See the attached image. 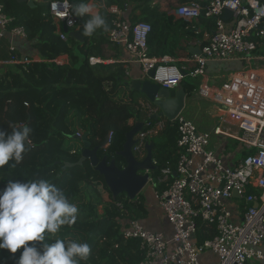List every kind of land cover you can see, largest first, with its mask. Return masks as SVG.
I'll return each mask as SVG.
<instances>
[{
  "label": "built area",
  "instance_id": "2783aa9c",
  "mask_svg": "<svg viewBox=\"0 0 264 264\" xmlns=\"http://www.w3.org/2000/svg\"><path fill=\"white\" fill-rule=\"evenodd\" d=\"M91 5L94 10L104 9L114 17L107 40L129 55V61L123 63L128 82L130 66L136 63L141 69V79H147V73L153 70L151 82L161 88L171 90L181 85L184 68L150 55L149 23L126 21L127 6L105 7L99 0ZM225 11L231 14L227 20L223 18ZM48 12L60 23L58 34L66 41L63 28L73 31L76 24L71 0L50 1ZM171 15L191 24L201 18L214 21L213 31L205 29L200 33V53L192 57L194 67L187 72L190 78L204 77L209 61L235 60L253 67L234 73L217 88L199 86L197 95L218 106L217 125L210 133L199 131L181 113L168 121L158 116L160 111L153 103L137 101L136 108L147 116L132 147L138 161L144 158V147L154 136L169 124L176 125L175 170L164 168L158 176L150 175L148 179L171 233L167 238L163 233L147 230L139 220L128 218L122 205L116 203L122 217L128 218L119 221L122 237L140 242L145 255L139 264H204L200 258L206 253L216 256L213 264L264 262V251L259 249L264 243V0L190 1L179 3ZM13 21L0 2V39L8 34L11 38L27 40L24 28L12 26ZM192 28L198 30L195 25ZM9 56L11 64L29 63L20 60L13 48ZM55 62L65 63L61 58ZM111 63L89 58L91 66ZM212 136L236 143L246 154L237 165H227L211 147ZM111 139L112 133H109L105 148ZM158 185L165 189L158 192ZM230 205L236 206L238 220L233 218L235 209ZM197 221L214 229L213 236L202 243L196 239Z\"/></svg>",
  "mask_w": 264,
  "mask_h": 264
},
{
  "label": "trees",
  "instance_id": "16d2710c",
  "mask_svg": "<svg viewBox=\"0 0 264 264\" xmlns=\"http://www.w3.org/2000/svg\"><path fill=\"white\" fill-rule=\"evenodd\" d=\"M48 1L42 0L30 8L15 0H0L5 14L14 20L11 25L24 28L27 40L34 42L33 48L40 58L39 62L0 67V130L11 133L13 126L31 129V144L23 154V160L18 164L10 160L0 167V190L10 180H48L65 193L70 203L77 206L78 214L73 225L62 226L50 237L46 233L49 238L46 242L52 243L59 238L88 243L91 253L86 261L81 260L79 264H139L144 260V250L138 240L123 239L119 221L126 218L122 217V211L115 204L122 205L128 218L140 220L146 212L143 196L139 194L134 200H128L122 194L113 200L102 177L88 162L75 168L64 166L79 161L81 137L85 136L91 149L100 147L97 151L99 159L107 157L108 161L114 160L115 165L122 168L124 164L118 152L122 150L126 134L136 122L147 120L146 114L136 108L137 99L126 100L122 92L138 96L142 94L128 89L123 63L89 64L91 57L104 59L103 47L110 45L107 33L112 28L114 17L111 14L104 9L99 11L106 20L108 31L97 29L90 37L82 34L83 25L90 15L76 16L72 30L78 29L84 42L80 44L61 30L67 37L63 41L58 34L60 23L49 15ZM86 1L71 0V3L73 6ZM99 1H103L105 7L117 5L122 8L124 3H133L136 9H140L142 17L138 21L151 25L147 45L150 55L154 57L170 55L161 44L168 36H165V25L170 30L175 25L176 28L193 32L194 24L160 14L157 7L150 6L152 0ZM177 1L187 3L197 0ZM129 19L133 20L132 15H129ZM199 24L209 31L214 29L213 20L201 18ZM63 57L67 60L65 63L55 62ZM187 78L182 79L181 85L190 95L194 85ZM149 119L153 120L152 117ZM77 133L80 137H77ZM109 133H112V139L105 148ZM176 141L174 123L150 140L153 144L152 159L157 167L151 177L158 176L164 168L175 170L178 159ZM75 169H80V174L66 178ZM164 189L163 185L156 187L158 192ZM213 233L212 227L197 221L198 243L211 238ZM28 243L40 247V242ZM22 250L18 249L15 254L6 249L0 250V264H17Z\"/></svg>",
  "mask_w": 264,
  "mask_h": 264
},
{
  "label": "clouds",
  "instance_id": "9594fccd",
  "mask_svg": "<svg viewBox=\"0 0 264 264\" xmlns=\"http://www.w3.org/2000/svg\"><path fill=\"white\" fill-rule=\"evenodd\" d=\"M73 14L77 17L90 15L83 25L85 37L92 36L97 29L108 31L105 18L99 11H93L89 3L73 5ZM30 132L27 126H13L11 133L0 130V167L10 160L17 164L23 160V154L31 144ZM77 214V206L48 180H10L0 190V250L15 254L22 248L17 264H79L81 260L86 261L91 253L86 242L59 238L52 243L46 242L62 226L73 225ZM33 241L40 242V247L28 243Z\"/></svg>",
  "mask_w": 264,
  "mask_h": 264
},
{
  "label": "crops",
  "instance_id": "0c3cea01",
  "mask_svg": "<svg viewBox=\"0 0 264 264\" xmlns=\"http://www.w3.org/2000/svg\"><path fill=\"white\" fill-rule=\"evenodd\" d=\"M52 1L49 0L48 3ZM171 1H177V0H171ZM42 2V0H34V5L37 6ZM93 2V3H91ZM96 1L87 0L86 3L94 4ZM178 2V1H177ZM117 6V5H113ZM124 6L128 8L126 14L124 15V19L128 21L129 15H132V19H129L131 23H134L139 20L141 15L140 9H136L135 4L133 3H124ZM150 6H155L158 9V12L160 14H164L166 16H172L171 15V8L170 5L164 3V0H152V3ZM119 9H122L121 7L117 6ZM93 11H96L93 9ZM128 18V19H127ZM191 24V23H189ZM198 30H193V32L189 33L186 29L182 28H176L175 25L170 27L165 25L164 32L165 36H167L164 41H162V47L166 49L167 52L170 53V55H165L163 57H157L160 59H164V61L169 63H175L180 68H184L186 75L187 72L190 71L194 64L191 61L193 56H197L198 53L193 48H198L199 41L201 40V32L205 30L203 26H201L198 23H194ZM34 42L28 41V40H21L19 38H11L10 35L6 34L3 38L0 39V67L7 66L9 63V54L11 48L14 49L15 55L20 60H27L28 62H39L40 58L37 54L36 50L33 48ZM199 49V48H198ZM103 57L105 61H111L113 63L121 62L124 63L126 61H129L130 57L127 53L123 52L121 48L113 45H107L103 47ZM62 61L66 62V58H61ZM8 61V62H7ZM236 63H238L235 60L231 61H209L206 65L205 75L204 77L199 78H189L191 81V84L194 85V90L190 95H188L185 92V86L182 84L180 85L181 89L184 90L186 93V98L184 100V106L181 110V114L184 111H190V116L185 117L186 119L192 121L199 131L201 132H212L214 127L217 125V116H218V106L214 104L213 102L200 98L198 94V88L199 86L203 85L208 88H217L222 83H224L228 78H230L234 73H237L239 71H236ZM130 71V79L131 80H138L141 79V69L138 64L132 63ZM241 71V70H240ZM187 78V79H188ZM129 83V82H128ZM129 86V85H128ZM129 89V87H128ZM123 96H125V99H137V101L140 100H146V98L143 95H131L127 91L122 92ZM121 95V94H120ZM162 119H165L164 117H161ZM132 123V121H130ZM211 147L215 148V151L217 155L221 156L224 160V162L229 165H237L238 162L241 161V159L244 156V151L239 145L232 144V142H229L228 140H222L217 137L214 138V140L211 139ZM144 198V207H145V214L142 219L139 221L141 224L149 231L154 233H163L165 237H169L171 233V229L169 224L164 219L162 212L160 211L157 200L155 197L154 190L152 186L148 183L146 187L142 190L140 193ZM236 200V199H235ZM232 209H235L234 205H230ZM239 208V207H237ZM237 209L233 211V218L235 220H238V214ZM260 250L264 251V243L260 245ZM200 260L204 264H213L217 261V258L215 255L211 253L203 254L200 258ZM256 264H264V262H257Z\"/></svg>",
  "mask_w": 264,
  "mask_h": 264
},
{
  "label": "water",
  "instance_id": "95a60500",
  "mask_svg": "<svg viewBox=\"0 0 264 264\" xmlns=\"http://www.w3.org/2000/svg\"><path fill=\"white\" fill-rule=\"evenodd\" d=\"M17 3H25L28 7L33 8L34 0H15ZM231 14L224 12L223 18L229 19ZM63 32L70 38L75 39L80 44L84 42L83 37L78 29L70 31L63 28ZM200 53L198 48H193ZM153 70L147 73V79H138L129 81V90L142 94L146 100L153 103L159 109V117H164L168 121H173L181 112L184 106L186 93L180 86L174 89H163L159 85L151 82L153 78ZM183 78L187 75L182 73ZM142 129V122H136L133 128L126 134V141L122 150L118 152V156L122 158L124 166L118 168L114 160L108 161L107 157L99 159L97 151L100 147L90 148L86 137H81V156L76 164H65L64 167L75 168L82 166L84 162H88L90 167L99 174L104 184L115 200L119 195H124L128 200H134L148 184V179L157 167L152 159L153 144L148 142L145 147V156L138 161L132 153V147L135 144V136ZM29 145L27 146V149ZM27 151V150H26ZM234 197H237L233 193Z\"/></svg>",
  "mask_w": 264,
  "mask_h": 264
},
{
  "label": "rangeland",
  "instance_id": "374dc122",
  "mask_svg": "<svg viewBox=\"0 0 264 264\" xmlns=\"http://www.w3.org/2000/svg\"><path fill=\"white\" fill-rule=\"evenodd\" d=\"M164 3L166 4V6L169 4L170 5V8H171V11H172V9L174 8V7H176L179 3L177 2V1H171V0H164ZM237 67L235 68L236 69V71H242V70H246V69H248V68H252L253 66L251 65H246V64H242V63H236L235 64ZM182 115L183 116H185V117H187V116H190V111H184L183 113H182ZM214 136H212V140H214ZM229 142H232V141H229ZM233 143V142H232ZM79 171H80V169H75V170H72V171H70L69 172V175H68V177H66V178H70V177H72L73 175L74 176H77V175H79L80 173H79ZM65 177L63 178V179H66Z\"/></svg>",
  "mask_w": 264,
  "mask_h": 264
}]
</instances>
